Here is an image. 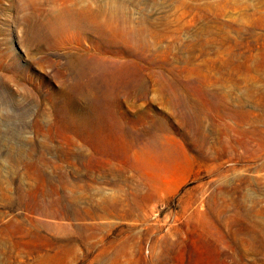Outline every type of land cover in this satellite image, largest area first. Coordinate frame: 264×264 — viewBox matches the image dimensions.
<instances>
[{"label":"rangeland","instance_id":"obj_1","mask_svg":"<svg viewBox=\"0 0 264 264\" xmlns=\"http://www.w3.org/2000/svg\"><path fill=\"white\" fill-rule=\"evenodd\" d=\"M0 264H264V0H0Z\"/></svg>","mask_w":264,"mask_h":264},{"label":"bare ground","instance_id":"obj_2","mask_svg":"<svg viewBox=\"0 0 264 264\" xmlns=\"http://www.w3.org/2000/svg\"><path fill=\"white\" fill-rule=\"evenodd\" d=\"M77 57H74V58L72 57L73 59H70V61H69V66L75 69L74 75H75L76 83H79L81 80L86 78L88 75L87 73L90 72V70H91V72L94 71V73L96 74L95 77L93 78L94 82L99 81V83H109L112 79L114 69H117L116 66L113 65L112 63L110 64V63L102 61V60H97L96 58L92 61H88L89 59L88 60L83 59L81 56H79L81 58H77ZM82 62H85V65H87V66H83V64H81ZM103 112L106 113L107 112L106 109L103 110ZM111 124L114 127H117V128L119 127V125L115 121H112ZM154 142H155V140H154ZM170 143H171L170 141H166V142L157 141L152 145H145L144 147L137 149V152L135 155V160H136L137 164L138 163H140V164L145 163L147 160L151 159V157H159L161 159H165V158L167 159L169 156V151H171ZM156 174H157L156 177H154V179L150 183L151 188L153 190H158L161 188L165 189L166 185H167L166 177L169 174V172L160 169L158 171V173H156ZM171 184H172V182H171Z\"/></svg>","mask_w":264,"mask_h":264}]
</instances>
